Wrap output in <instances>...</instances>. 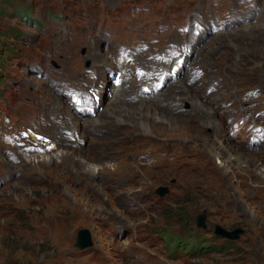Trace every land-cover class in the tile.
Segmentation results:
<instances>
[{
	"label": "rangeland",
	"instance_id": "obj_1",
	"mask_svg": "<svg viewBox=\"0 0 264 264\" xmlns=\"http://www.w3.org/2000/svg\"><path fill=\"white\" fill-rule=\"evenodd\" d=\"M18 4L19 14L0 4V264H264V135L258 141L250 126L257 121L264 125V0H18ZM59 12L61 19L54 16ZM195 20L210 28L225 27L203 33L196 44L200 52L191 56L196 72L188 106L173 102L166 109L169 113L149 107L173 122L182 121L190 133L201 137L212 136L213 124H205L216 120L219 127L215 128L225 133L227 142L256 157V163L226 175L219 167L221 159L211 158L199 141L159 139L170 134L162 129L167 121H159L161 129H153L155 137L142 136L130 123L119 132L114 116L109 123L97 122L87 143L80 140L77 148L83 153L66 147L67 141L59 147L89 157L87 167L72 168L70 161L51 158L59 149L30 129L52 137L55 147L62 132L71 140L75 134L78 137L69 125L60 130L56 120L60 115H52L55 88L50 79L63 87L80 86L91 63L84 61L86 48L79 46L89 33H99L98 41L102 31L116 35L110 42L114 62L122 44L136 49L145 61L150 54L143 53H150L152 46L155 59V52L175 51L189 43L192 33L183 30ZM229 22L248 26L239 31L243 26ZM145 47L148 50L140 52ZM120 55L124 62L136 65V58L128 60L125 52ZM141 68L136 67V72ZM207 81L210 88L203 96ZM90 83L101 88L96 79ZM260 90L263 101L257 99ZM210 92L217 103L210 100ZM61 100L65 101L62 96ZM98 110L100 116L106 115L103 106ZM80 118L85 121L88 115ZM231 121L242 122L241 127H230ZM183 128L180 134L189 132ZM109 137L116 141L103 146L100 142ZM147 137H154L159 153L152 166L143 163L151 155L149 145H140ZM39 155L51 159H36V163L29 159ZM95 168L99 171L92 172ZM163 186L169 192L160 196L157 191ZM204 209L208 230L196 227ZM7 211L27 213V220L9 217ZM216 224L243 228L245 250L229 254L234 251L230 247L226 253L195 256L174 251L181 233L213 240ZM79 229L88 230L95 242L92 248L75 247ZM125 229L130 233L122 235ZM166 230L175 235L173 240L165 238Z\"/></svg>",
	"mask_w": 264,
	"mask_h": 264
},
{
	"label": "bare ground",
	"instance_id": "obj_2",
	"mask_svg": "<svg viewBox=\"0 0 264 264\" xmlns=\"http://www.w3.org/2000/svg\"><path fill=\"white\" fill-rule=\"evenodd\" d=\"M229 23L239 24L240 26H243V28H240L239 31L245 30L244 28L248 26V23H236V22H229ZM249 25L251 24L249 23ZM199 32H200L199 36L196 35L197 33H192V35L189 38V44L185 46L183 50L179 52H175V53L161 52L160 54L168 57L166 60L156 61L154 58H150V55H151L150 54L146 56L145 61H141L138 57H136L135 59L136 65H130L129 63L124 62L123 60H117V62L115 63L110 56L111 51L103 49V46H102L104 42L103 37H101L98 42L96 40H92L90 42L92 48L89 49L86 59L91 60L92 65L98 71H96L95 75L89 79L88 84H91L90 80H94L95 77H98L100 82L104 83V85L102 86L103 88H99L97 94L102 95V99H100L99 105L100 107L103 106L104 110L106 111V115L100 116L101 114L99 113V110H97L99 105L96 103L94 99L93 101H90L89 98L85 96L82 100V103L80 105H77L73 102L71 96H67V100L63 102L61 100V96H62L61 90H57L53 92L55 97H52V108H53L52 115L56 113L60 115V117H56L60 130H62L66 125H69L70 129L73 130L74 133L76 132L78 134V137L76 136V134L74 135L75 140H71L62 132V135L59 138L60 140H57L58 145L55 148L59 149V147L63 145V142L67 141L68 145L66 147L75 149L78 152L83 153L84 150L77 148V146L81 145L80 140L87 143L88 137L90 135V131L92 130L94 125L99 121H102L104 123H109L111 119L110 117L114 116L116 120L115 126L118 125L121 128L119 132H123L124 131L123 129L128 127L126 123H130V124L135 125V127L137 128L135 131L140 132L141 133L140 135L142 136L151 135L155 137V134L153 133L154 131L153 129L160 130L161 127L159 126V121L161 120L167 121L168 126L162 129L169 131L170 134L166 135L168 137H165V138L160 137L159 139H163V140L166 139L167 141H169L173 137L179 140H183L185 142H187L188 140L199 141L203 146V151L205 150L208 153V155L211 156V158L217 156L218 159H221L219 163V167L221 168V171L225 173L226 175H230V173H232L234 169H237L239 170V172H242L243 170H245V167L248 168L250 162L256 163V160H257L256 157L254 156L251 157L246 153L239 152L233 146V143L227 142V137L225 133L221 132V130L219 132L218 130H216L215 126H218V123L216 120H213V123H210V124L203 123L207 127L213 124L212 130L208 129L210 132H212L211 133L212 136L201 137V136H198L197 134L195 135V134L190 133L189 129H187L188 127H185L183 123H181L182 121L173 122L172 121L173 118L164 117L161 114H156L155 112L153 113L149 107L150 105L152 108L157 110V112L159 111V113L160 112L162 113L163 111L167 112L166 110L167 107H171L170 104H172L173 102L181 103L183 101L185 102V105L188 106L189 101L191 100V96H192L190 94V85L192 84V81L194 79L193 75L196 72L195 64L192 61L193 57L191 56L200 52V49L197 47L196 44L200 43V39L204 31L200 30ZM219 32L221 35L229 34L228 31H219ZM104 38L108 39L105 36ZM232 44L235 48H238L235 43L232 42ZM181 58H183L182 63L178 61ZM140 64H151L153 66L149 67L148 72L145 75L140 76L139 74L135 72L136 66ZM176 66L179 67L178 70H175ZM76 70L77 68L73 69V71H76ZM113 70L130 71L131 77L130 78L123 77L122 78L123 82L120 85H116L115 83L113 84L111 83V79L109 77V73L113 72ZM157 72H160V74H157ZM169 72H176L177 76L174 78L172 75L169 74ZM182 72H185L184 76H182ZM162 76L166 77L167 83L161 91L155 92L156 84L161 80ZM183 77H186V78H183ZM157 78L159 79L156 81ZM107 84H109L110 91L107 89L109 92H107L106 94L107 90L105 91V88ZM142 84H144V86H149V87L152 84L154 85V87H151L150 93L143 92L138 89L140 85L142 88ZM211 84H214V83H211ZM208 85H209V81L206 82V84L204 85L205 87L202 89L201 94L203 96L207 95V88H210ZM165 88H166V92L163 93L162 91ZM171 93H173L174 95L172 98L170 97L171 98L170 99L169 96ZM210 93H211L210 100L215 101L217 103L215 93L213 92H210ZM130 99H134V103H131L129 101ZM193 99H194L193 101H196L197 100L196 96L193 97ZM257 99L259 101H263L262 90H260V95H258ZM106 100L107 101L109 100L108 103L106 102ZM195 103H198V102H195ZM130 104L133 106H131ZM79 106L81 107V111H78ZM135 106H137L136 109L134 108ZM221 106L222 108H225L223 107V105ZM90 108H94L95 116H89L88 119L85 121L81 120L80 117L83 114L89 115L92 113ZM181 109H184V106L180 108V110ZM193 110L195 109L193 108ZM170 113L172 114L173 112H170ZM182 126L185 129H187L189 132L185 134H180L182 132ZM213 129L216 133L213 131ZM154 137H150V138L147 137L140 142V145L142 146L149 145V152L151 153V155L149 159H145L143 163H145L146 165H151V166L155 164L157 159H159V153L157 151L158 149H156L153 146V143L156 142L154 140ZM108 141L111 144V142H114L116 140H113V138L111 137H109L108 139L103 138L102 142L100 143H102L104 146ZM166 143H169V142H166ZM178 143H181V142H173L170 144H178ZM89 148L91 149L93 148V146H90ZM181 150H182V154L184 155L187 149L185 148ZM56 154H57L56 157H51V158L59 159L62 162L70 161L71 163L70 166H72V168H75L76 165H79V164L85 165L86 167L88 166V162H86V160H89L88 159L89 157H86L83 154L76 155L74 152L65 151L64 149H59V151ZM51 158H46V157L44 158L43 155L34 156L32 158L31 156L29 157V159H32V160L34 159L35 161L33 160V162L35 163H36V159H40V160L42 159V161H47L48 159H51ZM90 171H91V168H90ZM98 171H99V168H95L94 171L92 172H98Z\"/></svg>",
	"mask_w": 264,
	"mask_h": 264
},
{
	"label": "trees",
	"instance_id": "obj_3",
	"mask_svg": "<svg viewBox=\"0 0 264 264\" xmlns=\"http://www.w3.org/2000/svg\"><path fill=\"white\" fill-rule=\"evenodd\" d=\"M0 4L2 6V9L4 10H7V8H13L14 9V13H18V9L20 8V5L18 4V0H0ZM29 7L27 6V9ZM1 12V10H0ZM19 16H22V15H19ZM23 19L26 18L25 16L22 17ZM7 31H11L13 34L16 33V31H13V29H10V30H7ZM5 34V33H4ZM0 63H1V60H0ZM1 73H0V77H1ZM1 84V83H0ZM179 203L178 201L176 202V204ZM7 213L11 214L9 215V217H14L16 218L17 220H20L22 219L23 221L24 220H27L25 219V215H27V213H23V214H19V215H16L17 214V211H15L14 213L11 211H7ZM29 220V219H28ZM187 221V220H186ZM183 222H181L179 225H181ZM28 224V223H27ZM26 225V224H25ZM210 228V226L208 225V229ZM207 229V230H208ZM166 233L165 234V238L167 237H170L171 240H173V238H175V235L171 234V232L169 230H166ZM188 234H190L189 232H187ZM184 234V233H181L182 237L181 238L180 236L176 237L175 238V245H176V248H180V249H186L188 251H195L199 254H207L209 252H223V253H226L227 252V249L228 248H234V251L230 252L229 254H238L241 250L240 253H242L244 250H245V247L242 246V238L243 236H241L238 240L236 241H231V240H227V239H222V238H219V237H214L213 240H209L205 237H203L202 235L198 234V235H195V234ZM245 238V237H244ZM246 240V238H245ZM170 244H167V246H169ZM174 249V248H173ZM175 250V249H174ZM28 264H33L32 263H28ZM41 264V263H39Z\"/></svg>",
	"mask_w": 264,
	"mask_h": 264
},
{
	"label": "water",
	"instance_id": "obj_4",
	"mask_svg": "<svg viewBox=\"0 0 264 264\" xmlns=\"http://www.w3.org/2000/svg\"><path fill=\"white\" fill-rule=\"evenodd\" d=\"M169 192L168 187H161L158 189V193L161 196L166 195ZM208 212L206 209H204L198 216H197V221L196 225L198 228L201 229H207L208 228ZM244 229L241 227H236V228H226L225 226H222L220 224H216L214 226V233L215 235L228 239L231 241H235L241 237L243 234ZM94 244V241L92 239V236L89 234L88 230L86 229H79L77 231V236H76V241H75V247L83 250L89 247H92Z\"/></svg>",
	"mask_w": 264,
	"mask_h": 264
},
{
	"label": "clouds",
	"instance_id": "obj_5",
	"mask_svg": "<svg viewBox=\"0 0 264 264\" xmlns=\"http://www.w3.org/2000/svg\"><path fill=\"white\" fill-rule=\"evenodd\" d=\"M85 116V115H84ZM89 117V116H88ZM232 122V121H231ZM235 121V122H232L230 127H234L236 125H238V127H241V123L240 122ZM250 126L252 127L251 129V133L254 137L258 136L257 140L259 141V139L262 140V138H260V135H264V125L261 123V121H257V122H251L250 123ZM208 223V222H207ZM197 227V226H196ZM208 229V228H207ZM158 232V231H156ZM213 233H214V229H213ZM215 235V233H214ZM217 236V235H216ZM161 237H163V235L161 234Z\"/></svg>",
	"mask_w": 264,
	"mask_h": 264
}]
</instances>
